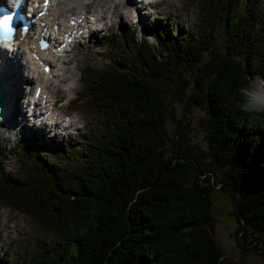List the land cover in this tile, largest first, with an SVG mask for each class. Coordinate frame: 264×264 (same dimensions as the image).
Returning <instances> with one entry per match:
<instances>
[{
	"label": "trees",
	"instance_id": "16d2710c",
	"mask_svg": "<svg viewBox=\"0 0 264 264\" xmlns=\"http://www.w3.org/2000/svg\"><path fill=\"white\" fill-rule=\"evenodd\" d=\"M194 19L184 32L148 26L155 45L124 28L104 52L118 58L81 71L75 101L93 119L81 141L51 158L37 141L19 148L18 175L0 147V203L60 236L23 261L0 251V264H239L213 237L215 192L264 260V109L244 103L250 80L264 81V0H197ZM192 109L197 150L186 146Z\"/></svg>",
	"mask_w": 264,
	"mask_h": 264
},
{
	"label": "rangeland",
	"instance_id": "374dc122",
	"mask_svg": "<svg viewBox=\"0 0 264 264\" xmlns=\"http://www.w3.org/2000/svg\"><path fill=\"white\" fill-rule=\"evenodd\" d=\"M108 1V0H106ZM114 4H119L116 12L110 14L111 6L109 10L104 13L105 18V29L96 30L94 35L88 34L82 41V44L73 45L68 51L67 57L77 56L75 59L77 61V68L73 70L74 75H76V80L73 82L75 88L71 90L75 91L76 96L81 93V87L78 78L79 68L82 65H86L89 69H100L106 67L108 63L114 62L119 53H102L100 54V49L106 43L111 41L114 33H118L121 28L127 30L133 29L135 31L134 36L136 39L144 36L149 44L155 45L154 39L149 36L150 31H147L148 26H152L154 23H159L160 25H165L175 31L184 32L191 25L194 24V16L196 14L197 0H156V2L150 3L148 6H142L139 0H135L137 7H126L125 10L120 9V5H127L130 0H110ZM116 1V2H114ZM124 3H121L123 2ZM94 5H101V0H95ZM111 4V3H110ZM110 16V17H109ZM162 17L164 19L157 20V17ZM90 43V45H87ZM74 63H71L73 65ZM25 73V72H24ZM17 75L22 74V68L16 71ZM21 77H16L19 91H24L27 88V84L33 86V82L23 81L22 87L20 86ZM264 90V81L255 77L250 80V86L244 93V103L248 107H253L255 102L254 96L259 91ZM32 90H30L31 92ZM23 94L16 98L13 112L17 108L19 103V98ZM63 99V98H62ZM59 100V104L65 103ZM72 102L69 100L67 103L66 111H74L78 116V122L74 129H70L68 133L70 135L77 136H61L57 133L54 139L52 134L47 132L44 134V143H40L42 147L52 145V142L68 141L69 138L81 141L83 137L88 135V130L85 131L87 123L92 126L93 119L90 115L85 113L80 108L79 102ZM256 103L254 106H256ZM71 105V107H70ZM261 105V104H259ZM170 107L173 108V113L177 114L182 112L181 105L174 101H170ZM21 112L25 114V104H22ZM202 113L199 109H192L191 111L184 112L187 116V142L186 146L191 150H197L199 147L204 146L205 133L198 124V117ZM11 114V113H10ZM10 114L6 115L4 122L0 124V147L3 149V170L11 175L20 174L27 171V165L21 164L18 159L20 158L17 153H13L11 150H17L21 147L22 136H27V132L23 131L20 136H18V124L10 125L9 118ZM25 116V115H24ZM8 118V119H7ZM36 130L40 133L43 131L36 127ZM64 134V135H66ZM75 137V138H74ZM38 145V146H39ZM167 153L172 149L170 143H166ZM43 153L47 157L51 158L53 152H47L43 150ZM53 159V157H52ZM56 161L53 164L57 166ZM62 164L67 167L71 165L70 162L62 161ZM211 197L210 209L211 213L215 219V228L213 237L217 242L219 248L222 250L223 255L239 264H264V260L258 255L257 251L253 249L254 242H251L253 236L257 234L253 230H249V235L245 239L241 238V231L236 232V219L233 216L232 205L230 202L231 197L226 193L215 192ZM262 240V249L264 250V234L259 235ZM60 236L57 231L45 227L40 224L36 219L26 215L24 213L13 210L6 204L0 203V251L4 252L7 257H10V261H23L26 260L30 255L38 253L39 250L50 247L54 242H57Z\"/></svg>",
	"mask_w": 264,
	"mask_h": 264
},
{
	"label": "bare ground",
	"instance_id": "6f19581e",
	"mask_svg": "<svg viewBox=\"0 0 264 264\" xmlns=\"http://www.w3.org/2000/svg\"><path fill=\"white\" fill-rule=\"evenodd\" d=\"M41 2V0H38ZM95 0H50V5L48 7V12L46 15H43L39 21H43L44 23H49L51 27L53 25H56V28L59 30L63 26L68 25V21L70 19H77L81 16V14H90L92 15L98 23L103 18V12L108 8L106 5V0H101V5H94L93 3ZM77 6L78 10L73 11V8ZM119 4L112 5V8L110 10V14H113L116 12L117 7ZM126 7H136L135 0H130V2L127 3V5L121 6L120 9L125 10ZM40 7L38 6V10ZM69 12V17L64 21V23L61 22V20L65 19L66 13ZM73 16V17H71ZM87 22V21H86ZM73 27H70L72 29ZM78 28V27H77ZM96 29L102 30L103 28L101 25L99 27H96ZM37 30L35 27H32L30 30V34L26 35L21 41L18 43L21 44L23 42L24 49L27 51V54L30 55L32 52L36 49L35 39L33 38V34L36 33ZM58 33L54 34V32H51V38L58 37ZM17 46L12 50L11 52H2L0 57V88L3 90L4 99L2 102V111H1V123L4 121V118L6 115L13 113V107L16 98L18 96L22 95L19 100H21L25 95H28V91H19V87L17 82L19 80H15L16 77H21L20 79V86L23 81H35V85L33 86L32 92L30 97L33 98L34 89L36 86H40L44 90L41 91L39 98L41 97V94H45L47 96L48 100H53L58 97L63 96V90L69 89L71 86V83H73L74 80H76V77L73 76L72 69L77 68V64L74 63V60L77 58V56H73L71 58H63L65 54L59 58V67L60 70L59 74H54L53 69H49L47 75L40 74L38 67L34 65V69L31 73L35 75V77H30L27 75H17L16 71H19L20 68H22L25 63L20 58L23 57V51L18 49ZM35 54L38 55L43 62L46 64H50V62L53 59L52 54L49 51H35ZM27 60V58H26ZM71 63H74L70 66ZM23 74V73H22ZM48 74L53 77V80H49L48 82H44V84L41 86V79L43 77L48 78ZM68 80L66 83L65 81ZM29 98V97H28ZM255 102L258 103L256 106H254L256 103L251 102V104H254L253 107L257 108H264V90L259 91L254 96ZM27 104V103H26ZM261 104V105H259ZM19 103L17 104V110L19 111L18 107ZM56 115V124L54 127H58L59 125L62 126L61 130H65L64 127H70L75 124L76 119L73 115H71L70 122L66 125L63 123V119L59 116V112L57 111L55 113ZM0 123V124H1ZM54 129V128H53Z\"/></svg>",
	"mask_w": 264,
	"mask_h": 264
},
{
	"label": "snow or ice",
	"instance_id": "6c2138e0",
	"mask_svg": "<svg viewBox=\"0 0 264 264\" xmlns=\"http://www.w3.org/2000/svg\"><path fill=\"white\" fill-rule=\"evenodd\" d=\"M20 3V0H17V4ZM45 6H47V0H45ZM43 15V13H41ZM13 20V14H4L0 15V29H3L6 33L11 34L13 31L12 27L10 26L11 21ZM27 29L25 28V31Z\"/></svg>",
	"mask_w": 264,
	"mask_h": 264
},
{
	"label": "water",
	"instance_id": "95a60500",
	"mask_svg": "<svg viewBox=\"0 0 264 264\" xmlns=\"http://www.w3.org/2000/svg\"><path fill=\"white\" fill-rule=\"evenodd\" d=\"M4 99V94H3V90L0 88V117H1V108H2V102ZM251 107V106H250ZM251 108H255V109H264V108H257V107H251Z\"/></svg>",
	"mask_w": 264,
	"mask_h": 264
}]
</instances>
